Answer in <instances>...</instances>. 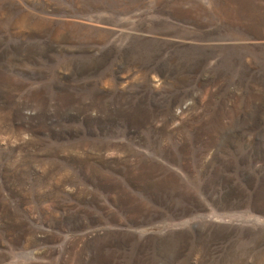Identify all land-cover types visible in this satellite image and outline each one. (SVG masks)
Returning <instances> with one entry per match:
<instances>
[{
  "label": "rangeland",
  "instance_id": "374dc122",
  "mask_svg": "<svg viewBox=\"0 0 264 264\" xmlns=\"http://www.w3.org/2000/svg\"><path fill=\"white\" fill-rule=\"evenodd\" d=\"M0 264H264V0H0Z\"/></svg>",
  "mask_w": 264,
  "mask_h": 264
}]
</instances>
